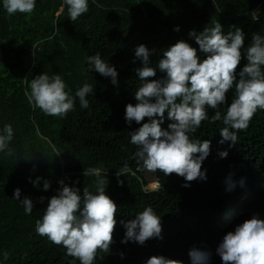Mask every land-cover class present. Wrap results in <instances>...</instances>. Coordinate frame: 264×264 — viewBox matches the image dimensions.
<instances>
[{
    "label": "trees",
    "instance_id": "trees-1",
    "mask_svg": "<svg viewBox=\"0 0 264 264\" xmlns=\"http://www.w3.org/2000/svg\"><path fill=\"white\" fill-rule=\"evenodd\" d=\"M61 3L37 0L32 14L15 15L0 6V128L10 123L14 129L13 155L0 154V264H70L73 258L61 246L36 234V221L47 199L43 204L37 201L53 196L57 181L65 178L66 183L78 179L81 191H95L96 177L83 175L90 167L106 175V194L118 207L110 251H98L94 264H144L160 255L189 264L187 253L193 245L206 246L213 253L211 264H221L215 248L222 236L254 213L264 217V110L258 109L249 127L237 132L232 147L231 142L218 143L222 121L202 122L194 138L211 141L210 155L202 165V170L207 169L206 182L193 181L185 188V181L175 173L165 177L159 171H137L133 154L138 149L129 143V131L139 125L128 128L123 118L141 84L134 72L139 61L131 60L140 44L157 50L150 57L153 67L162 51L178 40L198 48L188 38L189 30L199 32L217 21L225 34L232 25L241 28L247 47L253 35H264V0H89L88 13L76 21L69 19L67 7L56 15ZM255 11H259L256 20ZM176 26L179 32L173 30ZM96 53L116 66L118 88L110 78L85 71L87 58ZM244 64L242 58L237 71ZM42 72L61 75L73 96L84 83L91 84L95 95L88 97L89 108L81 109L77 98L75 109L63 118L33 109L24 92ZM161 75L158 72L153 79ZM233 95L234 89L226 93L227 104ZM226 106H221L222 115ZM208 114L211 117L213 110L208 109ZM224 150L228 156L221 159L218 152ZM124 164L130 171L119 177L123 181L119 185L116 172ZM229 174L236 187L226 192ZM146 175L157 182V190H145ZM37 176L41 185L33 187L29 177ZM43 179L51 181L47 192L42 190ZM16 188L21 189V198H32L31 215L12 199ZM146 206L161 217L163 240L150 239L144 246L121 244L125 230L120 220L133 219Z\"/></svg>",
    "mask_w": 264,
    "mask_h": 264
},
{
    "label": "clouds",
    "instance_id": "clouds-1",
    "mask_svg": "<svg viewBox=\"0 0 264 264\" xmlns=\"http://www.w3.org/2000/svg\"><path fill=\"white\" fill-rule=\"evenodd\" d=\"M37 0H0V6L8 15L32 14ZM96 2V0H93ZM67 7L71 21L88 13L89 0H62L60 10ZM256 12V11H255ZM259 13V11H258ZM256 20L257 16L252 13ZM180 31L179 26L173 29ZM188 38L194 41L193 47L185 40H178L167 50L162 51L153 67L150 57L157 55L156 49H149L140 44L133 49L132 64L139 61L135 74L141 82L133 98L135 103L125 106L124 122L128 128L139 125L129 131V143L137 147L133 158L137 171L163 173L165 177L175 173L189 188L193 181H207V169L202 170L203 162L209 157L211 141L195 139L194 134L202 122L222 121L220 144L231 142L235 146L237 132L246 130L257 110H264V35L255 34L250 44L245 47V33L232 25L225 34L220 22L213 26L206 25L202 31L189 30ZM243 50V54H242ZM201 54L203 59H201ZM246 64L240 67L241 60ZM86 72L95 71L104 78H110L114 87H119L118 71L114 64L102 59L100 53L87 58ZM162 75L158 78L157 73ZM27 82V79H24ZM59 74L47 73L35 75L28 84L24 95L28 104L39 108L46 116L65 117L75 109L78 98L81 109L89 108V95H95L91 84L84 83L74 96ZM234 89L230 104L226 93ZM226 106L222 115L221 106ZM208 109L214 114L209 117ZM147 118V122L145 121ZM167 127H162L165 121ZM143 122V123H142ZM38 131V130H37ZM14 129L10 123L0 128V154L12 156L11 144ZM218 156L225 159L228 151H219ZM130 171L124 164L116 172L117 183L123 184L119 177ZM83 175L96 177L95 191L76 185L79 180L66 179L57 181L58 187L50 198L39 197L47 206L43 215L37 219L35 232L65 250L72 257L70 264L79 260L80 264H94L99 252H109L113 243V232L117 225L114 218L118 207L107 194L104 187L109 184L106 175L99 168L84 169ZM42 178L29 177L33 187L41 185ZM244 180L239 184L244 186ZM225 191L231 192L236 187L231 174L225 180ZM157 188L158 184L152 185ZM51 181L43 179L42 190L47 192ZM157 190V189H156ZM21 189L13 190V200L22 206L25 214L31 215L34 209L32 198H21ZM124 236L121 244L129 242L144 246L150 239L163 240L161 217L151 206H146L133 219L120 220ZM7 257V253H4ZM189 264H211L213 253L206 246L193 245L188 250ZM215 255L221 264H264V217L252 214L250 219L234 226L226 232L215 248ZM124 253H120L123 260ZM144 264H184V261L160 255L148 258Z\"/></svg>",
    "mask_w": 264,
    "mask_h": 264
},
{
    "label": "rangeland",
    "instance_id": "rangeland-1",
    "mask_svg": "<svg viewBox=\"0 0 264 264\" xmlns=\"http://www.w3.org/2000/svg\"><path fill=\"white\" fill-rule=\"evenodd\" d=\"M60 12H61V10H60V8H59V10H58V12L56 13V15H58ZM254 13H255L256 16H257L258 11L254 12ZM145 180H146V183H147V185H146V187H145V190H148V191H154V190H156V189L158 188V187H157V188H153V187H152L153 184H156V181L153 179V177H152L151 175H146Z\"/></svg>",
    "mask_w": 264,
    "mask_h": 264
}]
</instances>
